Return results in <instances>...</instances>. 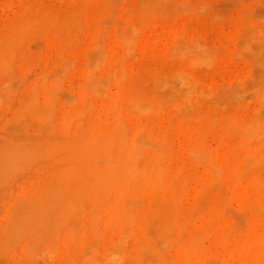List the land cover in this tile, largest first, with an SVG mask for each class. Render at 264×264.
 Returning a JSON list of instances; mask_svg holds the SVG:
<instances>
[{
    "label": "rangeland",
    "instance_id": "1",
    "mask_svg": "<svg viewBox=\"0 0 264 264\" xmlns=\"http://www.w3.org/2000/svg\"><path fill=\"white\" fill-rule=\"evenodd\" d=\"M48 14L51 16V19L56 16V22H51V25H49V23L48 26L46 25L47 28L45 27L46 29L44 28L43 30V28L41 29V26H38V23H42L41 20L45 18L46 15L49 16ZM51 14L54 16H52ZM34 16H37L36 20L40 18L41 19L37 22H33V25L30 26L29 32L34 27V25H37L35 28H33L34 30L32 29L33 31L31 30L32 33L30 32V34L32 35L29 34V37L28 35H26V38H23L22 36L23 41L21 42V44H19L18 41V45H16L18 48L16 47L13 53L11 64L12 66L10 71V87L12 88L11 91L13 93L9 95V99H13L9 100L7 98L8 96H4V94L2 93L4 92V90L2 88V91L0 87V93L3 94H0L2 96V98H0V102H2L0 103V264H60V258H64L65 260V257H68L66 261L69 260V257H71L75 252L74 244L71 245L74 249L72 247L70 248L68 254L71 255L69 256L68 254L63 255L61 253H56V255L53 253L47 254L43 251L45 254L44 256L41 249L45 251L47 249L40 247L41 249L36 250L39 245L38 243L40 242L38 241L39 238L36 235L38 233H41V231H45V234L42 232V235H45L46 237L42 236L41 234L39 235V240H45H42L43 244L41 241L40 245L42 246L47 243L46 241L54 240L55 237H57V234H59L60 237L62 236L61 240L59 237V240L55 239L54 241H51L55 242L57 247H59L60 242L63 241V235L65 232L64 227H60L61 223H67L70 220L71 221L67 224L74 225V223H76L75 227H81L78 223H80L79 221H81V223L83 224L84 221L83 227L86 228L85 236L89 235L88 238L85 237V240H88V242H90L89 240H93V238L95 237L93 234H96L97 236L99 231L102 230V232H100L99 234L103 233V235L101 234L100 237H95V241L93 240L91 242L95 243L96 239H98L97 245L98 247L103 249L109 246L112 241L114 232L117 230V228H115L116 219H114V217L112 216V212L106 205L105 207H100V216H89V214H87L90 211V215L93 214L92 210L94 211V208L95 211L99 210L98 205H96V207H93L94 204L99 203V200L96 198H101L99 194L95 195L97 201L90 202L87 200V204L85 203L84 207L86 209L83 210V213L80 212L81 217L79 216V213L71 214L74 215V217H70L69 215L70 220H68L67 222H65L63 219H61V222L58 217L56 218L57 220L52 219V217L58 214V211L60 209L57 204L49 202L47 203V205L45 204V206L43 202L41 203V199L37 198V200L34 197L35 193H37L38 190H42L43 187H49L52 185L51 182L54 179V174L57 169L65 165L72 166L75 164L74 162L68 161H66L67 164H65V152L61 154L59 153V151L61 152L62 150H55L48 155L38 156L32 154L26 157L24 155L15 154V152H12L13 150L20 148L21 146H24L30 149L31 152H33V148H35V146L39 142H44L48 138V135L46 133L47 130H43V128L40 126L41 123L39 122V120L29 119V122H24L25 120L20 121L17 118L18 110L20 109L21 104H25L26 102H28L30 100L28 98H35L37 104H40L38 107H43L44 102L46 101L43 100L48 98V95H55V97L58 96L56 100L53 97V113L55 111L57 112L54 113L55 122L61 119L59 118V116H57L58 114L61 117L65 115L73 118L78 117L79 109L86 107L89 100L91 101V109L94 110H91V112L93 113L88 111L86 113L87 116L84 113V121H90L92 115L94 114H96L97 118L100 120L109 121V112L106 109H104L103 111V108H100L102 107L100 99H96V97L94 96H91L89 98L83 97V99H81V94L83 91L80 90L82 89V86H79V83L83 84L84 82V79L82 80V75L77 70H74L73 68L71 69V67L65 69L66 66L62 65L63 59H66L69 56L72 61L74 53L75 59L77 58L76 56L81 53L80 51L82 48H90L88 41H90L89 39H91V34L94 32L96 27L98 28V30H96L97 32L100 30L98 32V35L101 34L99 37H101L100 39L102 47H106L104 48L106 51L109 48V52L115 51L121 55H125L122 53L124 52L126 46H120V44H122V41L119 37V34H121L122 30H126L128 26L136 27V29L134 28V32L138 30L136 34L134 33L133 35V44L130 45V48H133L134 51L130 49V52L132 51V53H129V47H127L126 49H128V52L126 53L125 51V53L128 56L130 54V57L127 56L128 58L126 57L124 60V57L122 56V60H124V64L126 65L124 66L125 68H127L126 73L128 72L126 75L127 78H125V81L122 82L123 85H121V88H123V86L125 87L124 90L129 91L134 89L141 93L156 94L164 97L169 95L175 86V91L179 90L178 92H180L181 86L179 85V83H177V81L172 80L177 70H185L188 74L190 72V75H193L192 77H194V79H196V81L200 83V86L204 88L205 86H208L207 89L211 88L215 90L211 91L213 92L212 94L214 96L210 94L211 92H208V94L205 93L207 96L210 94L208 96V99L206 98L207 96H204L205 94L195 96L194 100L198 98L196 100V103H199H197V105L195 103V105L192 106L188 110V112H184V114L181 111L179 112L173 109L171 105L169 107V105H166L167 103H162L160 109L156 110L157 113H155L154 111V113L150 112L148 114L146 113L141 115L131 110V108L128 106V99L125 96L126 94L124 93L125 95L123 98L124 103L122 105V112L124 116H127V121L129 123H139L144 128L151 129L156 133L164 132L168 138L169 144L171 143V146L173 144L175 145L172 146L169 157L167 158V168L169 173L174 174L180 181V195L176 203L174 202L173 204H171V202H164V204H171L173 208L175 207L174 210L176 212V217L178 216L179 221H181V223L183 224L182 228H186L184 231L187 230L189 234V232L193 228L203 230L202 238L205 245L220 254H227V252H229V249H231L230 247H232L233 244L237 242V240L240 241L244 238L243 234L247 233L246 230L248 229V227H246L247 222L253 218V213L251 211H248L247 209V211L245 210V212H248V214L249 212H251L249 214V217L244 214L245 212L243 210L244 206L242 202L246 200L254 191L252 185L247 180L248 178H246L250 176L251 172L254 169H252V167L249 168V170H251L244 173L247 176L244 175V177L242 175L243 178H238L239 181L238 179H233L232 177L226 176L222 177L219 180L218 183H220V187L218 183L208 184L210 182L207 179L208 175L206 173V170L204 169L203 164H199L200 162L195 159V162L193 161L192 156L188 155L190 153L188 152L187 154L186 152V146L191 139L198 137L202 140L204 139V143H206L210 148L214 149L215 155L218 159L225 158L230 161L236 160L241 156L242 153L240 147L241 139L237 135L235 128L233 129L231 125L229 126L227 124L234 119V121H238L241 119H255L256 116L264 118V101L257 97L255 93L257 92L258 88L260 89V91L264 89V36L262 37V35H264V0H0V36H2L3 33L5 35L8 30L12 32V30L14 29L13 27H15L16 25L17 28L23 21L30 22L32 21L31 18H34L35 20ZM40 16H42L43 18ZM95 17L96 19L99 18L98 20H101L103 24H96V22L94 21L96 20ZM25 18L27 19L25 20ZM28 19L31 20L29 21ZM55 19L52 20L55 21ZM108 22H110V24ZM129 22L131 24H129ZM51 26L56 29L55 34L54 29L52 30ZM99 26L101 27V29H99ZM49 30L52 32V34ZM58 30L60 31L58 32ZM72 33L74 34L72 35ZM176 34H179V36L177 37ZM182 34L184 37H182ZM175 36L178 40L180 39L181 41H189L191 39H195L196 41L200 42L202 46H208L206 49H211L210 52L212 53V58L209 60L212 61L211 65H209L208 62H198V64L190 61V59H188L187 57L184 58L182 56L184 58L183 59L180 57V55L177 56V53L171 51L172 47L170 48ZM62 37H68V40L71 39V43L68 40L63 39ZM2 38L3 37H1L0 39ZM245 38L250 43V48H243L244 42L247 41ZM75 44L78 45L76 46ZM237 47H239L240 49H238ZM236 50H238V54L236 53ZM92 51L93 50H91V52ZM168 52L170 53V55L168 54ZM171 52H173L174 54ZM133 53L136 54L134 55ZM57 55H59V57H56ZM236 55H238V57H236ZM62 56L65 58H63ZM79 59H75L76 61L73 62L74 65L76 64V68L80 66L81 61ZM155 74H157V77H154L156 76ZM5 75L6 73L0 71V79ZM161 76L167 77L169 80H171L174 86L172 87L171 84L168 86L165 85V87L159 86L156 82H154L156 80L152 81V79H157ZM38 79H41V81H43L42 79H44V84L41 85L42 82ZM238 79H240L241 81ZM33 82H36L38 84ZM31 83L34 84L31 85L32 87L30 86ZM204 83H206L207 85ZM107 84L108 90H110L111 92L118 91L120 88L118 85L111 82H108ZM247 85L250 87L246 88L248 87ZM244 87L245 89H242ZM253 87L256 88L254 93ZM249 89L252 91V93H250L251 91ZM50 90L52 91V93L50 92ZM28 92L30 94H35L30 95ZM262 93L264 94V91ZM28 94L31 97H29ZM218 94H220L221 96ZM225 94H230V96L228 95L227 97ZM76 95H80L79 97H77L79 98L78 101L76 99ZM200 96L205 98H199ZM223 97L228 98L229 102L228 100L225 101ZM75 100L77 102H74ZM83 100L86 102H83ZM202 100L205 101L202 102ZM206 100L208 101L206 102ZM260 100L263 102V104ZM72 103L75 104L73 105ZM94 103L96 105H93ZM195 106L196 109H198L197 111L199 112L195 111ZM161 108H163V112L165 111L164 113L162 112ZM174 110L179 113H175ZM259 113L261 115H259ZM203 114H205V117H203ZM208 116L213 117V119H209ZM197 118L200 119L195 120ZM228 118L230 119L229 121L227 120ZM223 120H225L226 122L224 123ZM36 123L37 125H34ZM21 128L23 130H21ZM232 130H234L235 132ZM251 139L253 140H247H249V143H252V146H254L257 141L255 138ZM246 142L248 143V141ZM250 144L249 146H251ZM183 145H185V147ZM184 148L186 151L184 150ZM63 162L65 165L63 164ZM178 169H180L179 173H177ZM255 169L262 170L264 169V167L258 166L255 167ZM244 178L246 180H244ZM184 181L187 185L184 184ZM220 181H223L222 187ZM205 185H210L211 187L216 186V188H214L216 190L212 188V190L209 191L208 189L210 187L207 189ZM203 186L205 187L202 188ZM4 188H7L6 192L3 191ZM200 188L201 190L205 191H199ZM217 188H220L221 190H218ZM225 188L227 190V193L225 192ZM232 188L234 190H232ZM235 189L239 191L236 192ZM240 190L241 192L244 191L242 193L243 196L242 194H240L241 196L237 194L238 192H240ZM206 191L209 192L206 193ZM220 191H222V194ZM217 193H220L223 196L224 202H227L224 208L221 210V212L224 210L223 213H220L214 205V195H216ZM211 194L213 197H211ZM199 195H201V199L199 198ZM238 196L240 200L237 199ZM148 197H145L147 199H144V203L150 204L151 202L150 205L157 208L158 204H160L161 201H159V199L156 201H152V199H149ZM180 197L182 198V200ZM202 199L203 201L201 202ZM33 200H35L34 202L36 203H34ZM109 201H114V198L113 200H108V202ZM196 201L200 203H197ZM234 208L236 209V212L234 211ZM87 209H90L89 212ZM226 209L229 210L226 211ZM232 209L234 212H232ZM241 209L242 211H240ZM191 210L192 212H190ZM229 211H231L232 214ZM30 213L32 214L30 215ZM189 213H192L191 217H189ZM261 213L258 215V218H262L264 220V212L262 214ZM237 214L239 215V217L236 216ZM211 216L212 218H210ZM246 216L248 218H252L249 220L248 218H246ZM49 217L51 218L49 219ZM213 217H215L216 220ZM39 218L42 219L40 220ZM64 219L66 220L67 218ZM246 219H248V221ZM45 220H50L53 222H51L50 224V222L47 223L48 221L45 222ZM95 220H97V222ZM223 220H225V222ZM228 220L231 221L229 222L231 224L227 225ZM40 221H44V223H47L48 226L46 227H49V229L46 228L45 230V228H42L43 224H41ZM38 224L42 227H37ZM232 224H235L236 226H233ZM225 225H227V228H225L226 230H224ZM231 225L233 226L232 229H230ZM104 226H108V228H104ZM208 226L212 227L210 231L207 230ZM256 226L257 227H254V230L256 232L264 231V227L262 226V223H259V220ZM56 227H58V229L60 227V230L62 228L63 232H55L54 229ZM125 227L127 229L132 228L131 230L134 233L136 232L137 234L141 232L140 227L136 228L129 222L125 223ZM237 227L240 229H238ZM243 227H246L247 229L245 228L244 231ZM39 228L42 229L40 230V232ZM99 228L102 229L99 230ZM145 228L147 236L151 239V241L153 240L152 243L154 245H156V243H159V246H157V248L160 249L163 253L165 252L166 256L170 255L166 253L170 251L174 252V250L171 249L174 248L173 241H171L167 245H164L163 243L158 241L159 235L157 227L151 225V227ZM174 228H172L174 231L171 229L172 235L170 234V236H172V239L173 235L176 236L181 234L184 236L185 232L182 231L179 233L180 230L176 227ZM236 228L237 230L233 231ZM155 231L156 233H154ZM172 231L174 234L172 233ZM229 231L231 232L229 233ZM211 232H213V236ZM223 233L227 235L230 234V236L227 237L228 240L225 242V244H223V242L221 241V234ZM235 234L236 236H234ZM90 235L92 239H90ZM238 235L239 237L242 235L243 236L242 238L238 237L239 239H237ZM50 236L53 238H51ZM185 236H187V233L185 234ZM32 237L35 239H33ZM47 237L49 238V240ZM56 240H58L59 243H57ZM104 241L105 243H103ZM128 244L131 245V242L129 241ZM160 244H162L163 246H161ZM169 245L170 247H167ZM160 246L162 247V249L160 248ZM226 247L228 248V250ZM172 252L170 253L172 254ZM49 254L51 256H49ZM66 261L64 262L65 264L68 263H66Z\"/></svg>",
    "mask_w": 264,
    "mask_h": 264
},
{
    "label": "bare ground",
    "instance_id": "2",
    "mask_svg": "<svg viewBox=\"0 0 264 264\" xmlns=\"http://www.w3.org/2000/svg\"><path fill=\"white\" fill-rule=\"evenodd\" d=\"M52 16H54V15H52ZM36 17H35V20H34V18H31L32 21H30L31 19L30 20L28 19L30 22L23 21L21 24L18 23L19 26L16 28V25H15V27H13L14 29L12 30V32L8 30V32H10V33L6 32V34L8 33L7 35L6 34L4 35V33H3L2 36H0V38L3 37L2 39H0V71L6 73V75L0 79V87H1V90L3 88L4 92H2V93L4 94V96H8L7 97L8 99H9V95H11L13 93L11 91L12 88L10 87V85H11V83H10V79H11L10 71H11V66H12L11 64H12V59H13V53L17 47L16 45H18L17 44L18 41H19V44H21V42L23 41L22 36H23V38H26L27 37L26 35H28V37L30 35H32V34H30V32L37 25L36 26L34 25V27L29 32L30 26L33 25V22H37L38 20L41 19L40 18V19L36 20ZM40 17H42V16H40ZM47 17H48V19H47ZM50 17H51L50 15L49 16L46 15L45 18L42 17L44 20L42 19L41 20L42 23H38V26L39 27L41 26V29L43 28V30H44L45 27L47 28L49 23H50L49 25H51V22L52 23L56 22V19H55L56 16L54 18H52V19H55V21H53ZM112 17H114V16H112ZM26 19L27 18H25V20ZM95 19H96V17H95ZM98 19L99 18L94 20L96 22V24L102 23L101 20H98ZM50 20H52V21H50ZM108 23L110 24V22H108ZM129 24H131V23L129 22ZM43 25H45V26H43ZM57 25H58V23H57ZM132 25H133V23H132ZM118 26H120V25H118ZM134 28L136 29V27L128 26V28L124 31L121 29L122 32H121V34H119L120 35L119 37L122 41V44H120V46L123 45V46H126V48L129 47V53H132V51H134L133 48H130V45L133 44L132 43L133 35H134V33L136 34V32L138 31L137 30L136 32H134V30H135ZM53 29L54 28L52 27V30ZM57 29H58V27H57ZM99 29H101L100 26H99ZM55 30L56 29H54V34H55ZM96 30H98L97 27L94 30V32L91 34V39H89L90 41H88L90 48L89 49L82 48L83 50L81 49V51H80L81 53H79V55L76 56L77 58H75V59L80 58L79 60L81 61V62L79 61L80 66L79 67L77 66L78 68H76V64L75 65L73 64V62L76 61L74 59L75 53L73 54L74 60L72 59V61H71V58L68 55H66V56H68L67 57L68 59L67 58L63 59V64L62 63L61 64L66 66L65 69H67L68 67L69 68L71 67V69L73 68L74 70H77L82 75V77H83L82 80L84 79V82H83V84L79 83V86H82V89H80V90L83 91L82 94L80 93L81 97H82L81 99H83V97L89 98L91 96L96 97V99H100L101 106H102L100 108H103V111H104V109H106L109 112V116H110L109 121H103V120L98 119L96 114L92 115V118L90 121H84V113L86 114L88 111L91 112V110H94V109H91V104H90L91 101L89 100L88 105L86 107L79 109V111H78L79 116L78 117L73 118V117H70L67 115L61 117L58 114L57 116H59V118H61V119L59 121L55 122L54 121V113L56 111L53 113V100L54 99L56 100V98H58V96L55 97V95L54 96L48 95V98L43 100V101L46 100L44 102L43 107L42 106L38 107L40 104L39 105L37 104V101L35 98H32V99L28 98V99H30L28 102L25 101L26 102L25 104L24 103L21 104L20 109L18 110L17 118L20 121L25 120L24 122H29V119L39 120V122L41 123L40 126L43 128V130H47V132L46 131L45 132L47 133L48 138L44 142H39L37 145L35 144L36 146H35V148H33V152H31L30 149H28L24 146L23 147L21 146L22 148L20 147L16 150H13L12 152H15V154L24 155L25 157L32 155V154H35L38 156L48 155L55 150H62L61 152L59 151V153H61V154H63L65 152L64 153V161L65 162L66 161L74 162L75 164L72 166L71 165L69 166V165H65V164H67V162L65 164L63 162V164L65 166L56 170V172L54 174V179L51 182L52 185L49 187H43L42 190L41 189L38 190L39 189L38 188L37 189L38 192L35 193L34 197L36 199L37 198L41 199V203L43 202L44 205L45 204L47 205V203H49V202H53V204H57L60 207L58 214H57L58 216L56 215V216L52 217V219L55 220L58 217L60 220L63 219L65 222L70 220V217H72V216L74 217V215H71V214H78L79 213V216H80V212L83 213V210L86 209L84 207H85V203L87 202V200L90 202H92V201L95 202V201H97L96 200V198H97L99 200V203L94 204L93 207L94 206L96 207V205H98L99 210H100V207H102V206L105 207V205L107 207H109L110 211L112 212V216L114 217V219H116V223H115L116 227L115 228H117V230L114 232L111 243L108 242V243H110L109 246L108 247L106 246L107 248L103 249V248L98 247V245H97L98 239H96V242H95L96 244L94 242H91L95 239V237L97 238V236L100 237L101 234L103 235V233L99 234L100 232H102V230H101L102 228L101 229L99 228V230H101V231L98 230L99 231L98 235L96 236V234H93L95 237L93 238V240H89L90 242H88V240L87 241L85 240V237L88 238L89 235L85 236L86 235V228L83 227L84 221H83V224L81 223V221H79L80 223H78V224L81 227H75L76 223H74V225L73 224H67L71 221L70 220L67 223H61L60 227H64L65 232L63 235L64 236L63 241L60 242L59 247H57L55 242H51V241H54L55 239L59 240V237H60L59 234H57L58 238L55 237V239L51 240V241L49 240V238H48L49 235H48L47 238L49 241H46L47 243L41 246L40 243L42 240H44V239H42L44 237L41 238L42 240H39L40 239L39 235L40 234L42 235V232H43V231H41V233H38L36 235L39 238L38 241H40L38 243L39 244L38 248H36V246H35L36 250L41 249L40 247L47 249L46 251L41 249L44 256H45L44 252L47 254L53 253L56 255V253H61L63 255H65V254L67 255L69 253L70 248L72 247L71 245L74 244L75 249L72 247L75 250L74 254L71 257H69V260H67V261H66V259L68 257H65V260H64V258L63 259L60 258V260H61L60 264H65L64 263L65 261H66V263L68 262L67 264H264V231L256 232L254 230V227H257L256 225L258 224V220H259V223H262V226L264 227V220L262 218H258V215L264 210V169H262V170H256L255 169V167H258V166L264 167V118L256 116L257 118L255 117V119L253 117H249V118H253V119H243V120L241 119L238 121L237 120L234 121L235 119L234 120L232 119L233 121H231L227 124L229 126L231 125V127L233 129L235 128L237 135L241 139L240 140V147H241L242 153H241V156L236 160L230 161V160H227L225 158H223V159L219 158L218 159L215 155L214 149L210 148L206 143H204V139L202 140L198 137L191 139L189 141V143H187V146H186L187 151L184 148V150L187 152V154H188V152L190 153L188 155L192 156L193 161L195 159V160L200 162L199 164H201V163L203 164L204 169L206 170V173L208 175L207 179L210 182L208 184L218 183L222 177H226V176L232 177L233 179L243 178L242 175L243 176L246 175L244 173L251 170V169L249 170V168L252 167V169H254L251 172L250 176L246 177V178H248L247 180L252 185L254 191L252 194L249 195V197L246 200H244L242 202V204L245 208V209L243 208L244 212L247 209L248 211H251L253 213V218L252 217L248 218L249 214L251 212H249V214H248V212L244 213L248 216V217L246 216V218H248L249 220L252 218L250 221H248V219H246L248 221L247 226H246V227H248V229L245 227L247 229L246 230L247 233L243 234L244 235L243 239H241L240 241L237 240V242L234 243L233 246L231 245L232 247H230L231 249H229V252H227V254H225V255L220 254V253L208 248L205 245L203 238H202L203 230L193 228L189 232V234H188L187 230L184 231L186 228H184V229L182 228L183 224L181 223V221H179L178 216L176 217V212L174 210L175 207L173 208L171 206V204H173L174 202L176 203V201L180 195V185H179L180 181H179V179H177V177L174 174L169 173L168 168H167V158L169 157V153H170L172 146H175V145L173 144L171 146L170 145L171 143L169 144L168 138L164 132H157L156 133V132L152 131L151 129L144 128L139 123H136V122L129 123L127 121V116H124L123 112H122V105L124 103L123 98H124L125 94H126L125 96L128 99V106L131 108V110L135 111L136 113H139L141 115L146 114V113L148 114L150 112L154 113V111H155V113H157L156 110L160 109V107L162 106V103H167L166 105H169V107L171 105L173 107V109H175L179 112L181 111L184 114V112H188V110L192 106L195 105L196 100L198 99L197 98L196 100H194L195 96H198L201 94L204 95L205 93L208 94V92L210 93L212 90L213 91H215V90L211 89V88L207 89L208 86H205V88L200 86L199 85L200 83H198L196 81V79H194V77H192L193 75L191 76L190 72L188 74L185 70H179V71L177 70V72H175V74H174V77L172 78V80H175V81H177V83H179V85L181 86L180 90L182 92L181 91L178 92L179 90L175 91V86L172 84L173 82H171V80H169L167 77H162V76L160 78L158 77L157 79H152V81L156 80L154 82H156L159 86L165 87V85L168 86L170 84L172 87L174 86L171 93L167 96L161 97V95L159 96L156 94H145V93H141V92L134 90V89L129 90V91L124 90L125 87L123 86V88H121V85H123L122 82L125 81V78H127L126 75L128 73V72L126 73L127 68H125L126 65L124 64V60L128 56L126 54L128 52V49H126V48L124 49V52L122 54H125V55H121L115 51L109 52V50H110L109 48L106 51L104 49L106 47H104V48L102 47V43H101V39H100L101 37H99L101 34L98 35V32L100 30L98 32ZM59 31L60 30H58V32ZM260 31H259V33H260ZM51 34H52V32H51ZM73 34L74 33H72V35ZM176 35H177V37L179 36V34H176ZM64 36H66V35H64ZM263 36L264 35H262V37ZM73 37H75V36H73ZM182 37H184L183 34H182ZM134 38H135V36H134ZM175 38H176V36H175ZM175 38H173L174 40H173V43L171 44L170 48L172 47L171 51L177 53V56L180 55L181 58L187 57L188 59H190V61H193L195 63H198V62L206 63V62H208V64L211 65L212 61H209V60L212 58V53L210 52V50H211L210 48H209L210 50L206 49L208 46H206V47L202 46L200 44V42L196 41L195 39H191L189 41H187V40L184 41L182 39L183 41H181L180 39L178 40L177 38L176 39ZM201 38H203V37H201ZM240 38H241V36H240ZM63 39L68 40V37H65ZM70 40L71 39H69L68 41L71 43ZM243 40H244V37H243ZM254 42H255V40H254ZM118 43H120V42H118ZM75 45L77 46L78 44H75ZM236 46H237V44H236ZM254 46H256V45H254ZM250 47H251V45L248 42V40L245 41L243 48H250ZM237 48L240 49L239 47H237ZM130 49L132 50L131 52H130ZM91 50H93V51L91 52ZM252 50H253V48H252ZM125 51H126V53H125ZM237 51L238 50H236V53H237ZM173 52H171V53H173ZM168 54L170 55L169 52H168ZM122 56L124 57V60H122ZM131 56H132V54H131ZM56 57H59V55H57ZM128 57H130V54ZM236 57H238V55H236ZM239 57H241V56H239ZM63 58H65V57H63ZM131 59H133V58H131ZM77 64H79V63H77ZM59 67H61V66H59ZM52 71H53V69H52ZM155 75L156 76H154V77H157V74H155ZM27 76H28V74H27ZM41 78H42V76H41ZM44 79H42V80L44 81ZM38 80L41 81V79H38ZM238 80H240V79H238ZM43 81H41L42 82L41 85L44 84ZM46 81H47V79H46ZM25 82H26V80H25ZM108 82L109 83L111 82V83L118 85L120 87L119 90L115 91V92L114 91L111 92L110 90H108V84H107ZM33 83H36V82H33ZM36 84H38V83H36ZM204 84H206V83H204ZM31 85H34V84L31 83L30 86ZM230 85H229V87H230ZM232 85H234V84H232ZM237 85H238V83H237ZM71 86H72V84H71ZM249 87L250 86H248L246 88H249ZM231 89H232V86H231ZM242 89H245V87ZM253 89H254L253 90V93H254L256 88L253 87ZM225 91H226V89H225ZM263 91H264V89L260 91V89L258 88L257 92H255V93H256L257 97H259L261 100L264 101V94L262 93ZM50 92L52 93L51 90H50ZM2 93H0V94H2ZM73 93H71V94H73ZM212 93L213 92H211L210 94H212ZM250 93H252V91ZM29 94H28V96L31 97L30 95H34L35 93H33V94L31 93L30 95ZM42 94H44V93H42ZM206 94L204 96H207ZM221 94H223V93H221ZM61 95H63V94H61ZM218 95H220V94H218ZM228 95L230 96V94H228ZM228 95H226V96L228 97ZM252 95H254V94H252ZM13 96H14V94H13ZM79 96L76 95L77 101L79 99L77 97H79ZM208 96L206 97L207 99H208ZM239 96H240V94H239ZM53 97H54V99H53ZM201 97L202 96H200L199 98H201ZM0 98H2V96ZM88 98H87V101H88ZM202 98L204 99L205 97H202ZM223 98L225 99V101L228 100V98H225V97H223ZM11 99H13V98H10L9 100H11ZM77 101L75 100L74 102H77ZM204 101L202 100V102H204ZM207 101L208 100H206V102ZM83 102H86V101L83 100ZM228 102H229V100H228ZM0 103H2V102H0ZM92 103H93V101H92ZM197 103H199V102H197ZM197 103H196V105H197ZM258 103H259V99H258ZM72 104L74 105L75 103H72ZM262 104H263V102H262ZM55 105H56V102H55ZM93 105H96V104L94 103ZM92 108H95V107H92ZM96 108H98V107H96ZM162 109L163 108H161V110ZM165 109H166V107H165ZM54 110H55V108H54ZM95 110H97V109H95ZM197 110L198 109H196V106H195V111H197ZM193 111H194V108H193ZM162 112H163V110H162ZM179 112L175 111V113H179ZM197 112H199V111H197ZM91 113H93V112H91ZM91 113H90V115H91ZM200 113H201V110H200ZM260 113H259V115H261ZM66 114H68V113H66ZM254 114H256V113H254ZM100 115H101V113H100ZM172 115H176V114H172ZM191 115H192V113H191ZM204 115L205 114H203V117H205ZM86 116H87V114H86ZM138 117H139V115H138ZM208 117H206V118H208ZM225 118H227V117H225ZM199 119L197 118L195 120H199ZM209 119H213V117H209ZM237 119H239V118H237ZM227 120L229 121L230 119L228 118ZM219 121H222V120H219ZM223 122L225 123L226 121L223 120ZM34 125H37V123ZM39 129H41V128H39ZM21 130H23V129L21 128ZM26 130H27V128H26ZM17 131H18V129H17ZM232 131H234V130H232ZM60 134H61V136H60ZM251 138H255L257 141V143L254 146H252V143L250 144L249 143L250 141L247 140V139H250L252 141L253 139H251ZM246 141H248V143ZM249 144L251 146H249ZM33 145H34V143H33ZM183 146L185 147V145H183ZM237 146H238V144H237ZM175 148H177V147H175ZM173 149H174V147H173ZM174 157H176V156H174ZM230 157H231V155H230ZM171 158H173V157H171ZM230 159H232V158H230ZM169 160H170V158H169ZM197 161H196V163H197ZM57 164H58V162H57ZM183 166H185V165H183ZM179 171H180V169L177 170V173H179ZM186 177H188V176H186ZM244 180H246V179L244 178ZM238 181H239V179H238ZM220 182H221V187H222L223 181H220ZM184 184H185V181H184ZM218 184L220 187V183H218ZM185 185H187V184H185ZM185 185H184V187H185ZM1 186H3V185H1ZM205 186L207 189L209 187L211 188V189L210 188L208 189L209 191H211L212 188L213 189L216 188V186L215 187L214 186L211 187L210 185L209 186L205 185ZM205 186H203L202 188H204ZM182 189H183V187H182ZM217 189L221 190L220 188H217ZM238 189H240V188H238ZM6 190H7V188H4L3 191L6 192ZM200 190H201V188L199 189V191ZM214 190H216V189H214ZM225 190H226V188H225ZM232 190H234V189L232 188ZM235 190H236V192L239 191L237 189H235ZM39 191H41V192H39ZM201 191L204 192L205 190L204 191L201 190ZM209 191H206V193ZM222 191H220L221 194H222ZM194 192H196V191H194ZM225 192L227 193V190ZM240 192H241V190H240ZM240 192H238L237 194L240 195L244 191H242L241 193ZM226 193H224V194H226ZM96 194H99L101 198L100 199L98 197L95 198ZM221 194L217 193L216 195H214V197H215L214 205H215L216 209L219 210L220 213H223L224 210L222 212H221V210L224 208V206L226 205L227 202H224L223 196ZM196 195H198V194H196ZM242 196H243V194H242ZM145 197L152 199V201L153 200L156 201L159 199V201H161V202H160V204H158V207L155 208L154 206L152 207L150 205L151 204L150 200H149L150 204L144 203V201L147 199ZM181 197H183V196H181ZM200 197H201V195H199V198ZM211 197H213L212 194H211ZM113 198H114V201L108 202V200H113ZM228 198H225V199H228ZM197 199H198V197H197ZM237 199L240 200L239 196L237 197ZM181 200H182V198H181ZM34 201L35 200H33V202ZM162 201H163V203H162ZM202 201H203V199L201 200V202ZM164 202H167V203L171 202V204L166 205V204H164ZM34 203H36V202H34ZM197 203H200V202H197ZM3 206H1V207H3ZM211 207H213V206H211ZM90 209H92V208H90ZM90 209H87L88 212ZM204 209H206V208H204ZM99 210L95 211V208H94V211L92 210L93 214L90 215L91 211L87 214H89V216H93V215L100 216L101 214H99V213L101 212V210L100 211ZM228 210L226 209V211H228ZM235 210L236 209L234 208V211ZM234 211L232 209V212H234ZM240 211H242V209ZM190 212H192V210ZM219 212H217V213H219ZM229 212H231V211H229ZM232 212H231V214H232ZM237 213H238V210H237ZM31 214L32 213H30V215ZM177 214H179V213H177ZM231 214H230V216H231ZM69 215H70V217H69ZM218 215H220V214H218ZM66 216H68L69 219ZM191 216H192V213H189V217H191ZM236 216L239 217L238 214ZM50 218L51 217H49V219ZM64 218H67V219L65 220ZM210 218H212V216ZM213 218H215V217H213ZM39 219L41 220L42 218H39ZM83 220H85V219H83ZM215 220H216V218H215ZM95 221L97 222V220H95ZM209 221H210V219H209ZM223 221L225 222V220H223ZM45 222H47V223L50 222V224H51V222H53V221L45 220ZM61 222H62V220H61ZM128 222L132 226H135L136 228L140 227L141 232L137 234L136 232L134 233L131 230L132 228L130 229L128 227L129 229H127L125 227V223H128ZM229 222H231V221L228 220L227 225L231 224ZM40 223L43 224L42 225L43 227L39 225ZM40 223L38 224L37 227L45 228V230H46V228L49 229V227H46V226H48L47 223H44V221H40ZM196 223H198V222H196ZM255 223H257V224H255ZM54 224H56V223H54ZM151 225H154V227H157L158 235H159L158 241H160L164 245H167L171 241H173L174 248H171V249H173L174 252L170 251V248H169V251L172 252V254L170 252H168L166 254H170V255L166 256L165 252L163 253L160 249L157 248V246H159L158 245L159 243L158 244L156 243V245H154L152 243L153 240L151 241V239L147 236L146 228H145V227H151ZM227 225H225L224 230H226L225 228H227ZM232 225L234 226L235 224H232ZM232 225H231L230 229H232V227H233ZM243 225H246V224H243ZM108 226H104V228H108ZM60 227H59V229H58V227H56L54 229L55 232H59V233L63 232L62 231L63 229L61 228V230H60ZM174 227H176L180 230L179 233L182 231L185 232L184 236L181 234L176 235V236L173 235V239H172V236H170V234H171V229ZM40 228H39V232H40V230H42ZM211 228L212 227L208 226L207 230L210 231ZM237 228L233 231H236ZM245 228H244V231H245ZM152 229H153V227H152ZM238 229H240V228H238ZM154 230H156V229H154ZM174 230H175V228H174ZM173 231H172V233H173ZM233 231H232V233H233ZM19 232H20V230H19ZM95 232H96V230H95ZM213 232H211V234ZM230 232L231 231H229V233ZM154 233H156V231ZM186 233H187V236H185ZM33 234H35V233H33ZM207 235H208V233H207ZM42 236H45V235H42ZM212 236H213V234H212ZM229 236H230V234L229 235H227L225 233L221 234V241L223 242V244H225V242L228 240L227 237H229ZM234 236H236V234ZM242 236L239 237V235H238L237 239L242 238ZM61 237H60V240H61ZM205 237H207V236H205ZM219 237H217V238H219ZM51 238H53V237H51ZM33 239H35V238H33ZM90 239H92L91 235H90ZM210 239H211V237H210ZM58 240H56L57 243H59ZM213 240H212V242H213ZM129 241L131 242V245L128 244ZM156 242H157V240H156ZM103 243H105V241ZM42 244H43V241H42ZM160 245L163 246L162 244H160ZM161 246H160V248L162 249ZM173 246H171V247H173ZM167 247H170V245ZM163 250H165V249H163ZM227 250H228V248H227ZM50 254H49V256H51ZM69 255H71V254H68V256ZM151 255L152 256L155 255V256H153L154 258Z\"/></svg>",
    "mask_w": 264,
    "mask_h": 264
}]
</instances>
